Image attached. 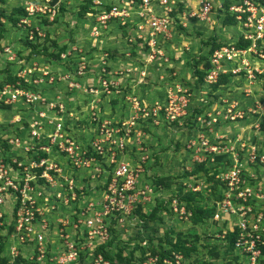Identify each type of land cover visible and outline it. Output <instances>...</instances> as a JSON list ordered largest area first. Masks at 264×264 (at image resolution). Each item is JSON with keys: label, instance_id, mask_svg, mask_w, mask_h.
Here are the masks:
<instances>
[{"label": "built area", "instance_id": "1", "mask_svg": "<svg viewBox=\"0 0 264 264\" xmlns=\"http://www.w3.org/2000/svg\"><path fill=\"white\" fill-rule=\"evenodd\" d=\"M62 1L55 6L50 5V0L25 1L27 16L18 24L28 28L30 39L34 29L38 38L45 36L39 25L31 29V20L40 22L46 17L54 22L56 7ZM110 2L91 0L90 6L97 9L90 24L91 36L99 38L112 22L124 26L135 16L138 28L147 29L145 36L138 34L137 38L146 43L149 64L171 62L167 45L162 43L172 41V27L178 24L188 28L197 22L210 24L215 6L211 0H201L195 9L184 5L183 10L179 9L181 2L177 0ZM218 8L222 11L220 16L234 17L236 23L232 27L238 35L209 55L210 67L203 83L217 82L221 73H227L220 72L222 64L230 63L232 76L249 81L244 89L245 96H249L255 83L261 86L264 82V0H239L226 8L221 2ZM241 40L249 44L236 46ZM71 51L76 52L75 47ZM69 52H63L61 58L69 56ZM83 55L73 69L56 76L36 62L21 67L23 61L17 60L10 45H3L0 50V57L5 61L15 65L17 60V76L39 89L22 88L19 82L5 83L0 88V103L14 105L21 101L33 109L19 136L15 132L16 115L12 123H4L9 130L0 125V264H111L99 248L119 229L139 220L136 210L147 214L160 206L180 220H190L192 216L177 194L154 183L141 129L149 124L177 123L191 116L193 111L188 115L190 89L174 84L163 103L145 102L127 95L129 114L118 121L103 118L92 103L84 125L82 119H70V109L59 97L50 98L42 91L43 87H52L56 79H64L69 89L81 88L87 67ZM256 61L263 65H255ZM105 67L106 64L100 67L102 79L98 84L83 90L91 99L96 97L98 89L103 94L119 90ZM261 96L250 102L252 107L245 108L236 100H223L229 108L204 115L203 124L199 122L203 111L193 115L191 120L195 121L192 125L196 131L188 135L184 144L192 154L193 163H204L209 158L213 164V156L226 155L216 163L222 169L215 175L220 181L218 194L221 196L210 203L216 208L211 220L219 223L216 234L219 242L226 244V233L236 231L232 245L237 258L231 264H264V149L259 145V138L247 146L249 138L239 133L237 137L227 136L216 129L224 126L218 123L234 124L248 117L249 112L263 115L264 97L260 99ZM202 185L200 181L191 183L187 190L198 191ZM171 254L173 257L163 259L162 264H193L185 261L180 253ZM211 261L222 262V259ZM159 263L158 255H150L141 262Z\"/></svg>", "mask_w": 264, "mask_h": 264}, {"label": "rangeland", "instance_id": "2", "mask_svg": "<svg viewBox=\"0 0 264 264\" xmlns=\"http://www.w3.org/2000/svg\"><path fill=\"white\" fill-rule=\"evenodd\" d=\"M223 1V0H222ZM16 3V0H7V2L0 6V11L2 10L5 15L10 13L11 8ZM219 5L214 6L213 8V14L212 19L214 18L215 21L213 25H208V23H196L197 29H192L183 32L177 28V25H174L172 27V38L165 43H162L163 45H167V51L166 52L171 57V62L167 64V62L164 61H158L160 64H149L147 62V55H146V49H144L146 46V43L142 40L141 42H138L134 37H131L128 35V37L125 39V41L120 40V43H117V49L113 52V50L106 51L102 50L101 53H99V56L102 53L105 52H113L117 59L122 58V54H127L128 58H131L130 61L133 59H136V62H133L131 65L127 66V69H130L129 72H135V77H129L127 74L129 72L123 71L121 73H118L116 75L113 74L110 70H119L120 68L118 65H116V62H119L118 60L111 65L110 69L109 67L106 70H108L109 78L113 82V84H118L117 86H125L128 88V90L124 93H128L127 97L135 96V97H142L143 95L146 96L144 99L147 101L149 99H152L154 101H159L163 103L166 100V95L169 89H172L171 86L174 84H179L183 86L182 88H188L190 89V107L188 115H190V112L195 109H201L203 110L202 116L199 122L202 124L204 123V115L211 114L213 112H217V109H220L222 111L229 108V105L223 102V100H236L239 104V106L245 108V106H251L252 102L259 97L262 92L260 91L261 86L260 83H255L251 87V93L249 96H245L244 89L247 87L246 80H243L242 78H237L236 76H230V80L226 82V85L224 88H218L211 92V85L209 83H203L197 82V76L194 74L193 65L196 61L199 60V58L206 53L207 48L209 47L208 41L211 38H215V40L218 42H231L237 38L238 32L235 30V27L232 26H223L222 23V16L219 15L220 9L218 8ZM76 4H72L68 10L67 14H63L61 18H58L55 24H52L54 26V30H52L49 35H51V38L54 39H64V40H75L79 43H82L80 45H76L75 42H72L70 44H66V48H69V56L73 57L74 59L79 60V56L83 55V52H85V59L87 60L86 64V72L84 76L86 77L93 69V63H94V56L95 53L93 50H89L92 45H89L87 48H82L85 44L88 42L87 38V32L86 29L89 28L88 23L81 21L78 17L77 10H76ZM220 11V12H219ZM7 26V23H6ZM191 29V28H189ZM18 33H22L21 30L18 31ZM23 34V33H22ZM6 40V44H15L14 46L16 52L17 60H20L21 58L18 56L19 54L22 55V49L19 50L20 46L24 44L19 39L18 36H16V29L14 27H8L6 36L4 37ZM99 39V38H98ZM128 39V40H127ZM131 39V40H129ZM43 41V40H42ZM4 42V41H3ZM136 42V49L132 44ZM73 47H75L76 52H72ZM95 47H93L94 49ZM124 48V50H122ZM1 49V46H0ZM99 50L102 49V47L98 48ZM121 50V51H118ZM144 50V52H143ZM141 53L140 60L137 58L138 55ZM24 55L26 53H23ZM27 55V54H26ZM25 55V56H26ZM99 56H95L98 57ZM135 56V58L133 57ZM43 57V55H42ZM112 57V56H111ZM177 57V59H175ZM15 65H9L7 61L0 62V85L2 83L3 77L5 76L6 70L12 71L14 74L17 72L18 67L16 65H19L17 63ZM37 62L41 60V57H38L35 59ZM23 61V64H26L27 67H29L28 61ZM34 61V62H36ZM113 62V60H112ZM261 61H256L254 64L258 65ZM65 63L64 61L58 62V67L62 68V64ZM22 64V63H21ZM150 65V66H149ZM259 65H263L260 63ZM140 67V69L138 67ZM149 66V67H148ZM233 65L229 64H222V68L220 72H223L224 70L229 73V69H231ZM168 69H172V71H168ZM161 70V71H159ZM52 74L58 76L57 71L55 69H51ZM159 72V73H158ZM115 73V72H114ZM130 73V74H131ZM144 74V75H143ZM133 75V74H132ZM99 80L102 79L101 74H99ZM161 77H164L161 79ZM135 80H131V79ZM55 79V78H54ZM248 80V79H247ZM60 82V83H59ZM65 84L64 79H56V82H53L52 84ZM83 82L81 81V84ZM134 86H133V85ZM49 85V84H47ZM84 85V83H83ZM148 85L147 91L139 90L143 89V86ZM87 87V85H86ZM138 87V88H137ZM1 88V86H0ZM52 88V87H48ZM130 88V89H129ZM154 89H157L156 93L154 92ZM162 89V90H161ZM118 90V89H117ZM120 92L122 93L124 90L120 87ZM123 90V91H122ZM97 94L95 95L93 99H103L106 98V96H112L115 93L112 91L110 94H105L102 96L100 93L101 91L98 89ZM142 92V93H141ZM162 92V93H161ZM70 93V92H69ZM158 93H160L158 95ZM123 96V95H122ZM254 96V97H251ZM251 97V98H250ZM149 98V99H148ZM161 98V99H160ZM93 99L88 100L89 106L91 107L93 103ZM156 99V100H155ZM252 99V101H251ZM145 100V102H147ZM251 101V104H250ZM109 102V101H108ZM106 102V103H108ZM110 103V102H109ZM123 105L122 102H119ZM127 104V101L125 99V103ZM16 105V106H15ZM15 107H12L11 110L8 107H4L0 105V123L4 121L3 123L13 122L14 115H16V123L21 118L19 115L20 113H12L15 112L14 110L18 107L20 108H27L25 104H23L21 101L17 102ZM89 107V108H90ZM129 108V106H128ZM213 108V109H212ZM17 112V111H16ZM258 112V111H257ZM23 114V112H22ZM24 115L27 116V112L24 111ZM30 117V116H29ZM188 117V116H187ZM186 119V118H185ZM185 119H180L177 121L176 124H167L163 125L166 122H162V124L158 125L157 127H152V129L149 133L147 132L148 141L151 143V145L156 146L158 148L159 152L156 157V161H152V166L156 169L157 172L162 174H175L181 176L185 170L187 164H189V169L192 170L195 166V163L191 166L192 161V154L187 150L184 146L186 143L185 141L188 138V135L192 132L196 131L195 125H192L190 122L189 124L185 125L183 124V121ZM21 120V119H20ZM195 122V121H194ZM199 122L196 123V125H199ZM181 124V125H180ZM20 126L19 131L23 130V125L20 123L18 124ZM218 125H224L221 127V129L217 128L216 130L221 131L224 134H227V136H235L237 137V134L239 133L241 136L243 135L244 138H249V141L247 146L249 144L253 143V140L255 138H259V145L261 143V148L264 149V113L263 115H258L252 112H249L248 117H244L241 120L235 121L234 124L230 123H221ZM17 126V124H16ZM145 127V126H144ZM144 127H141L143 130ZM150 127V126H149ZM6 128V126H5ZM148 128V127H146ZM192 128V130H191ZM260 128L262 130H260ZM10 129V128H6ZM256 131H262V132H256ZM188 155L191 157V160H188ZM225 162L227 159L224 160ZM227 163V162H226ZM151 164V162H150ZM154 168L150 173L154 171ZM189 172V171H188ZM153 174H155L153 172ZM183 182L186 181L185 184L188 183H203L201 189L199 190L203 194H210V183L205 181L206 176L201 171V174L195 178V174L187 175L184 174ZM181 179L179 182H181ZM220 182V181H219ZM206 184V185H205ZM219 184V183H218ZM186 186V185H185ZM219 187V186H218ZM217 187V189H218ZM169 194V193H168ZM209 205L210 200L215 199L213 196H209ZM158 209V215L157 218L154 220H145L139 218V220L132 225L127 224L125 225V228L119 229L115 234V238L112 242V245L110 247H107L110 249V251L114 252L118 250L121 252L123 257L131 256L130 251H133V257L138 255L139 250L134 249L136 248L137 244H140L141 246L148 247V244L150 243L149 240L153 242L155 246L159 243V240L162 239V246L168 247V244L166 243L168 240L166 239V236L168 234V237L170 239H173L175 237L176 232H183L184 234L190 233V234H197L199 237L198 245L205 244L206 242L209 245H216L217 250L222 253L224 248V245L219 242V238L216 236L218 233L219 223L212 222V220H206L205 222H202L200 224H193L190 220H184L182 218L181 220L178 219L169 209H166L165 207H160ZM151 211V210H150ZM148 211V213L150 212ZM147 213V214H148ZM53 238L55 236L52 235ZM213 238H216L213 239ZM120 248V249H119ZM200 253L204 255H208L207 247H199ZM117 252L114 253V255H117ZM150 255H158V254H152L149 250H146L145 254L143 255L144 259L147 258ZM159 256V255H158ZM111 262V260H109ZM118 263V262H115ZM125 262L118 263V264H124ZM112 264V262H111ZM114 264V263H113Z\"/></svg>", "mask_w": 264, "mask_h": 264}, {"label": "trees", "instance_id": "3", "mask_svg": "<svg viewBox=\"0 0 264 264\" xmlns=\"http://www.w3.org/2000/svg\"><path fill=\"white\" fill-rule=\"evenodd\" d=\"M239 0H223L222 1V6L223 7H227L229 4L234 3V2H238ZM6 0H0V4H5ZM91 0H84L83 2H81L78 6L79 9L77 11L78 17L79 18H85L86 13L88 12H93L94 10L91 9ZM183 4L181 3L179 5V9L183 10ZM56 11H57V15L54 18V22H49L47 20L46 17L41 18L40 22H36L35 19L31 20V29H34L35 25H39L40 29L44 30L45 32V36L42 38H38L37 37V32L35 31V29L33 30V38L30 39L28 36V28L26 26H24V24L19 25L18 23L20 22V19L27 16V13L25 11V8L22 4L18 3L17 5L13 6L10 10V13L5 15V13L1 10L0 11V40L3 39L6 36L7 33V29L8 27H14L15 29H21L24 32V35L19 38L22 39L21 41L24 43L23 45L26 46V48L30 49L29 50V54L26 56H22L21 54H19L18 56L20 58L29 60L31 58H34L35 56L37 57L38 55H43L45 57H47L49 60H53V61H64L66 65L67 69H73L76 65V62L78 61V59H74L71 56H67L66 58H61V54L63 52H65L66 50V45L63 46H59L58 42L56 39L54 38H50L49 37V29L48 26L51 24H55V22L57 21L58 18H61L63 15V12L65 11L64 6L60 3L57 7H56ZM172 15L175 16L176 15V11L172 12ZM39 17V15H38ZM42 17V16H40ZM7 23V26H6ZM236 20L234 19L233 16L231 15H225L222 16V25L223 26H233L235 25ZM45 28V29H44ZM177 28L181 31H186L188 28H182L180 25L177 24ZM241 39V38H240ZM43 40V41H42ZM209 47L206 50V53L204 55H202L198 61H196L193 65V71L194 74L198 77L197 78V82H201L203 81V76L206 72V70L210 67L209 64V55L213 52V50L219 46H221L222 44H227L229 42H220V41H216L215 38H211L208 42ZM249 44L248 41H237L235 43L236 46H243L246 47ZM5 45H10L12 47L13 50H15V46L14 44H5ZM2 50V46L1 49ZM113 52H108V54L110 56H112ZM9 65H14L13 62H7ZM24 65V64H23ZM23 65L21 67H23ZM87 70V69H86ZM109 76V74H108ZM231 73H221L220 76L218 77L217 82H215L214 84L211 85V92H213L216 89H220V88H224V86L226 85V82H228L230 79ZM84 76H82L83 78ZM104 77V76H103ZM17 83L19 82L20 86L22 88L28 89V90H32V91H38L39 89L31 83H27L24 81L23 78L17 76V74L13 73L10 70H6L5 72V76L3 77L2 83H1V88L3 87V85L5 83ZM17 85V84H16ZM262 86V96L260 97V99H262L264 97V82L261 84ZM50 90L49 88L43 87L42 91H44L46 93V91ZM141 99V97H138ZM142 101H144V98L142 97L141 99ZM252 101V99H251ZM250 101V102H251ZM150 103H153V101H151ZM0 105L4 106V107H8L10 110L12 107H15L13 105H4L2 103H0ZM27 108H20L18 107L17 109H15V112L12 113H20L21 116V120H19L16 124V134L19 136V125L18 124H22L23 126H27V120H29V116H31L32 114V107H28ZM16 108V107H15ZM17 111V112H16ZM24 111L27 112V116L24 115ZM203 110L201 109H195L193 110V114H191V116L186 117V119L184 120V124L187 125L190 122L193 124V120H191L193 118V115L198 114L200 112H202ZM114 121V120H113ZM172 124H176V123H172ZM2 129L5 128V124L1 123L0 124ZM7 125V124H6ZM150 126V124H149ZM148 126L144 127V130L147 131L148 129L146 128ZM151 127V126H150ZM152 127H157V126H152ZM149 131V130H148ZM5 145L8 146V144L5 142ZM226 157V155H215V163L212 164V162H210V159L208 158L206 162L204 163H197L195 162V166L191 171H185L181 176L179 175H172V174H168L165 176H159V175H154V183L157 185H162L165 186L167 188H172V184L174 183L175 179H178L180 177H184V174L186 173L187 175H192L195 174V178H197V176H199L201 174V171L205 174L206 178L205 181L207 180L208 183H210V194H203L202 192L198 191H191V190H184L183 186L177 184V187H175V192H177L178 197L180 199V201L184 202L185 206L187 209H190L192 211V216L190 217V221L193 224H200L202 222H205L206 220H211L216 208L215 205H209V196H213L214 198H220V194H218V192L221 190V187L218 183H220L218 181V179L215 178V175L217 173H219L222 169H218L216 163H219L222 161V159ZM174 179V180H173ZM176 183V182H175ZM177 183H181V182H177ZM219 186V187H218ZM218 187V189H217ZM158 207L153 208L148 214L145 213H141L139 210H136L137 214L139 215V217L141 219H145V220H154L157 218L158 215ZM222 226H225V223L222 224ZM12 227L9 228V230H11ZM235 235H236V231H228L225 235V240L227 241L226 244H224V250L222 253H220L217 250L216 245H209L207 242L205 244L202 245H198V241H199V237L197 234H184L183 232H176L175 233V237L173 239H170V237H168V234L166 236V239L168 240L166 243L168 244V247H163L162 246V239L159 240V243L157 244V246H155L153 244V242L151 240L150 243L148 244V247L145 246H141L140 244L136 245V248L134 249H138V255L133 257V251H130V255L131 256H127V257H123L121 252L118 250L117 251H110V249H108L107 247H110L112 245V242L115 238V235L104 245L100 246V251L104 254L105 258L108 260H111L112 264H118V263H122L125 262L124 264H141V262L144 260L143 255L145 254L146 250H149L152 254H158L159 255V260L160 263L162 264V260L163 259H170L173 257V255L171 254V252H177L180 253L183 257L185 261H188L190 263L193 264H231L234 262V260L237 258L234 254H233V241L235 239ZM216 240V238H213ZM203 247L209 249L208 250V255H206L204 257V255L202 253H200L199 247ZM120 249V248H119ZM117 252V255H114V253ZM153 256V255H152ZM219 257H221L222 262H212L211 259H215L217 260ZM118 262V263H115Z\"/></svg>", "mask_w": 264, "mask_h": 264}, {"label": "crops", "instance_id": "4", "mask_svg": "<svg viewBox=\"0 0 264 264\" xmlns=\"http://www.w3.org/2000/svg\"><path fill=\"white\" fill-rule=\"evenodd\" d=\"M26 0H16V3L14 4L17 5L18 3L24 5ZM105 1V0H104ZM179 2H181L183 5H185V7L189 8V9H195L198 7L199 3L201 0H177ZM213 4H216V5H220L222 0H211ZM7 2V0H6ZM109 3L110 0H108ZM76 4V10L78 11L79 9V4L81 2H79V0H63L61 2V4L64 6L65 8V11L63 12V14H67V10L68 8L72 5V4ZM4 4H0V6H3ZM91 9L94 10L93 12H88L86 13V16L85 18L83 19H80L81 21H84L88 24H92L94 22V14L97 12V9H94L92 6H91ZM63 16V15H62ZM137 18L135 16H132L131 19L128 21V23L126 25H118L116 22H112L110 25H109V28H107L106 32L103 33L99 39L98 38H94L93 36H91L90 34V25H89V28L86 29L87 32V38L90 39L88 40V42L85 44L84 42V45H82L83 47L82 48H87L89 47V45H92V47H90L89 50H93V52L95 53V56H99V53L102 52V50H105L107 49L106 51L109 50H113L116 51V47L118 46L117 43H120V40L122 41H125V39L128 37V35H130L131 37H134L138 42H141L140 39L137 38V35L138 34H146L147 32V29L145 28L144 30L143 29H139L138 26H137ZM215 19L213 18L212 19V22L210 23L211 25H213ZM196 23H193L191 24L189 27H188V30H192V29H197V28H200V27H197V25H195ZM208 24V25H210ZM210 25V26H211ZM191 28V29H189ZM49 29V32H51L52 30H54V26L51 24L48 26ZM21 30V29H16V36H18V38H21L23 35H24V32L23 30L22 33H18V31ZM187 31V30H186ZM185 32V31H184ZM49 37L51 38V35H49ZM43 39V38H42ZM59 46H63V45H66V44H70L72 42H75L76 45H80L82 43H79L78 41H73V40H64V39H56ZM128 40V39H127ZM131 40V39H129ZM4 41V42H3ZM7 42L6 40L3 38L0 40V46H3L5 45ZM15 45V44H14ZM67 46V45H66ZM135 47L136 49V42H134L132 44V47ZM93 47H95L93 49ZM99 47H102V49H98ZM17 48V47H15ZM70 47H67L65 52H68ZM18 49V48H17ZM22 49V55L25 56L26 54L28 55L29 54V50L28 48H26L25 45H21L19 50ZM124 50V48L122 49ZM118 51H121L118 49ZM144 52V50H143ZM23 53H26L25 55ZM141 53L138 55L139 57H137L139 60L142 56H140ZM94 56V63H93V69L92 71L85 77H83L81 79V81L84 83L81 84V88L79 89H69L67 87V83L65 82H62L63 84H53L52 85V88H49L50 90L46 91V94L48 95V97L50 98H55V97H59V99L64 102V104H66L69 109H70V113L72 114L70 117V119H82V122L84 123L85 125V120L87 119V113L89 111V101L91 99V97L86 93L84 92L83 90L86 88V85H97L98 82H99V72H100V67L103 66L104 64H106L107 68L109 67L110 69H112L110 66L113 65L117 60L119 62H116L115 64L118 65V67L120 68L119 70H110L111 72H113L114 75L118 74V73H121L123 72L124 70L129 72L130 69H127V66L131 65L133 62L137 63L136 62V59L131 60V58H128L127 57V54H122V58L121 59H117L116 60V56L113 54L112 57L108 54V52H105V53H102L99 58L98 57H95ZM38 57H41V60L39 62H37L35 59H37ZM135 58V56H133ZM21 61L22 60H26V59H23L21 58L20 59ZM113 60V62H112ZM4 58L3 56L0 57V62H4ZM29 62V64H31L32 62L36 61V63L38 64V66L40 67H45L49 70L51 69H55L57 71V73H65L66 71V65L65 64H62V68H59L58 67V60L56 61H53V60H49L47 57L45 56H41V55H38L37 57L35 56L34 58H31L29 60H26ZM23 65V64H22ZM26 65V64H24ZM18 66V65H16ZM150 66V65H149ZM148 66V67H149ZM138 67V66H136ZM106 68V67H105ZM106 68V69H107ZM140 69V67H138ZM168 71H172V69H168ZM161 71V70H159ZM115 72V73H114ZM129 72L127 74V76L129 77H135V72ZM159 73V72H158ZM133 74V75H132ZM164 77H161V79H163ZM132 81L135 80V78L131 79ZM60 83V82H59ZM133 85V84H132ZM134 86V85H133ZM123 89L122 93L120 92V90H118L117 93H115L114 95H112L111 97L109 96H106V98H103V99H97V100H94L93 101V104L95 105L96 107V111L103 117V118H108V119H111V120H114V121H118L119 119L121 118H125L128 116L129 114V108H128V103L127 104H124L125 103V97L128 95L129 92L127 93H124L128 90L127 87L125 86H118V88L120 89ZM138 88V87H137ZM130 89V88H129ZM148 89V85H145L143 86V89H139V90H144V91H147ZM157 89H154V92L156 93ZM162 90V89H161ZM70 92V93H69ZM101 93V92H100ZM142 93V92H141ZM162 93V92H161ZM102 96L105 95L103 93H101ZM160 93H158L159 95ZM123 95V96H122ZM142 97H146V96H142ZM141 97V99H142ZM147 98V97H146ZM149 99V98H148ZM161 99V98H160ZM146 99H144L145 101ZM156 100V99H155ZM110 103H109V102ZM147 101V100H146ZM153 101L152 99H149L147 102H151ZM108 102V103H106ZM119 102H122V104H120ZM20 117L22 116L19 115ZM72 122H75V120H72ZM149 128V129H148ZM148 130L147 132L149 133L152 129H150L151 127L148 126ZM144 131V135L142 137V140L143 142L145 143V145L148 147V152H149V171H152L153 170V166H152V161H156V159L158 157H156L158 155V148H156V146H153L151 145V143L148 141V137L149 135H147V132L143 129ZM187 154H188V151H186ZM188 160H191V157L188 155ZM151 162V164H150ZM190 164V163H189ZM189 164H187L188 166H186V170L185 171H191V170H188L189 169ZM194 163L192 162L191 163V166L193 165ZM153 172L155 174H153ZM151 174H152V177H154V175H159V176H165V175H168V174H162V173H159L156 171V169L154 168V171H153ZM172 175H175V174H172ZM181 178H178V179H175L174 183L172 184V188H167L164 186V188L166 189H170V191H168L169 193H173V194H177V192H175V187H177V184L178 186L181 185L183 186V189L184 190H187L188 189V185L191 184V183H188L186 186H184V184L186 183V181L183 182V178L181 179V183H177L179 182ZM154 180V179H153ZM174 180V179H173ZM176 182V183H175ZM167 193V192H166ZM165 193V194H166ZM178 195V194H177Z\"/></svg>", "mask_w": 264, "mask_h": 264}, {"label": "water", "instance_id": "5", "mask_svg": "<svg viewBox=\"0 0 264 264\" xmlns=\"http://www.w3.org/2000/svg\"><path fill=\"white\" fill-rule=\"evenodd\" d=\"M59 0H50V5L55 6L58 3Z\"/></svg>", "mask_w": 264, "mask_h": 264}, {"label": "bare ground", "instance_id": "6", "mask_svg": "<svg viewBox=\"0 0 264 264\" xmlns=\"http://www.w3.org/2000/svg\"><path fill=\"white\" fill-rule=\"evenodd\" d=\"M218 124H220V123H218ZM213 158H215V156H213Z\"/></svg>", "mask_w": 264, "mask_h": 264}]
</instances>
